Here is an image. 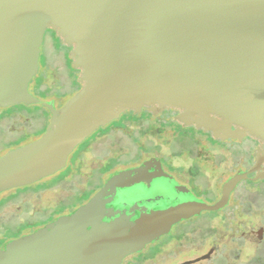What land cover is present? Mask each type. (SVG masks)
I'll use <instances>...</instances> for the list:
<instances>
[{"label": "water", "instance_id": "water-1", "mask_svg": "<svg viewBox=\"0 0 264 264\" xmlns=\"http://www.w3.org/2000/svg\"><path fill=\"white\" fill-rule=\"evenodd\" d=\"M47 28L73 46L80 69L81 88L59 108L29 90ZM16 104L47 108L50 127L0 155V193L62 169L126 109L172 107L214 137L263 142L214 204L156 209L124 183L0 246V264H121L174 220L221 208L248 173L264 177V0H0V107Z\"/></svg>", "mask_w": 264, "mask_h": 264}, {"label": "flooded vegetation", "instance_id": "flooded-vegetation-1", "mask_svg": "<svg viewBox=\"0 0 264 264\" xmlns=\"http://www.w3.org/2000/svg\"><path fill=\"white\" fill-rule=\"evenodd\" d=\"M66 47L68 53L71 52L73 46L66 44ZM2 108L5 107H0V115L4 114ZM179 112L172 107L157 112L149 106L140 111L126 109L118 118L97 128L79 143L68 155L62 169L34 183L6 190L15 193L27 190H15L17 188L37 190L63 183L68 185L60 188H78L67 200L57 204L61 206L60 210L51 214L52 206L18 228L42 221L26 233L32 232L72 212L103 188L124 183L123 188L142 191L145 198L139 199L141 203L155 199L159 203L156 209L190 200L203 202L204 195L219 188L216 199L206 200L207 204H214L221 198L229 178L250 170L255 164V154L263 147V142L251 135L241 139L214 137L211 131L177 119ZM163 114L166 117L161 120ZM40 134L20 138L26 143ZM119 134L123 135V140L117 137ZM109 138L112 142L101 147ZM255 175L256 171L250 172L246 179L238 181L221 208L201 210L199 214H209L198 218L185 215L174 220L162 228L156 240L141 251L126 256L121 264H136L152 258L170 244L173 255L166 259L168 264H264V177L255 180ZM74 196L80 201L71 207L66 205ZM246 242L255 246L253 257L243 255Z\"/></svg>", "mask_w": 264, "mask_h": 264}, {"label": "rangeland", "instance_id": "rangeland-1", "mask_svg": "<svg viewBox=\"0 0 264 264\" xmlns=\"http://www.w3.org/2000/svg\"><path fill=\"white\" fill-rule=\"evenodd\" d=\"M40 53L39 73L31 80L29 90L33 96L43 101H49L55 107L59 108L81 88L79 85L80 72H76L72 66L68 47H66L65 42L52 28H47L45 31ZM2 109L4 114L0 115L1 154L12 148H8L9 145H6V143L15 141L20 137L32 138L36 133H42L50 127L49 112L41 104H16ZM165 117L166 114H163L160 118L163 120ZM117 137L123 140V135L119 134ZM107 142H112L111 138L103 141L101 147H104ZM61 185L66 186L68 183ZM60 186L53 188H35L37 190L17 188L15 190H27L15 193L14 190L8 192L3 191L5 193L1 192L0 197L2 195L3 202L0 204V238L9 232L8 229H18V226L33 219L34 216L41 215L46 209L52 206L54 207L50 211L51 214L57 212L61 208L57 204L67 200L78 189L60 188ZM218 194L219 188H214L212 193L202 197V201L206 203V200H214ZM72 198L69 199L66 205L71 207L80 201L77 196ZM225 211H228V209ZM206 214L209 213L203 212L199 214L197 212L190 213L188 216L194 219ZM185 246L187 245L185 244ZM171 250L170 244L162 253H158L152 258L136 264H168L166 259H170L173 255Z\"/></svg>", "mask_w": 264, "mask_h": 264}, {"label": "trees", "instance_id": "trees-1", "mask_svg": "<svg viewBox=\"0 0 264 264\" xmlns=\"http://www.w3.org/2000/svg\"><path fill=\"white\" fill-rule=\"evenodd\" d=\"M79 69V68H78ZM75 68L76 72H79V70ZM80 85V83H79ZM46 110L48 111V109L46 108ZM49 112V111H48ZM25 139H18L15 141H10L9 143H6V145H9V147H13V146H17L20 145L24 142ZM1 154V153H0ZM3 202V198H0V204ZM52 216H50L49 218H51ZM49 218H47L46 220H48ZM42 221H38V222H31V223H26L23 226L19 227L16 230H9V232H7L5 235H2V237L0 238V246L6 242L8 239L13 238V237H18L28 231L33 230L34 228H36L37 226H39L41 224Z\"/></svg>", "mask_w": 264, "mask_h": 264}, {"label": "clouds", "instance_id": "clouds-1", "mask_svg": "<svg viewBox=\"0 0 264 264\" xmlns=\"http://www.w3.org/2000/svg\"><path fill=\"white\" fill-rule=\"evenodd\" d=\"M256 254L255 246L250 243H245L243 247V255L245 258L253 257Z\"/></svg>", "mask_w": 264, "mask_h": 264}]
</instances>
